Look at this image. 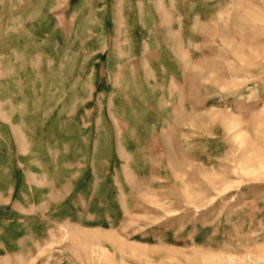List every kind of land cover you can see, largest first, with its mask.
Returning a JSON list of instances; mask_svg holds the SVG:
<instances>
[{"label":"rangeland","instance_id":"1","mask_svg":"<svg viewBox=\"0 0 264 264\" xmlns=\"http://www.w3.org/2000/svg\"><path fill=\"white\" fill-rule=\"evenodd\" d=\"M11 2L0 119L15 67L79 123H14L35 142L0 166V264H264V0H77L53 33ZM28 98L13 119L44 120Z\"/></svg>","mask_w":264,"mask_h":264},{"label":"crops","instance_id":"2","mask_svg":"<svg viewBox=\"0 0 264 264\" xmlns=\"http://www.w3.org/2000/svg\"><path fill=\"white\" fill-rule=\"evenodd\" d=\"M13 2H11L14 4V0H11ZM8 2H10V0H7V5ZM23 6L21 7V9H18V11H15L13 6H12V11L10 12V8L7 9V14L11 15L12 17L15 16H28V17H34L38 18V27L37 28H28L29 32H48V33H53L56 31V25H55V20L57 18H66V17H72L77 15V0H65V10L62 9V0H21ZM108 7H109V3H108ZM92 11H90V15L93 16L94 13V6L92 5ZM109 8H108V13L105 14V21L107 20V16L109 14ZM97 12V11H96ZM107 15V16H106ZM71 19V18H70ZM52 22V23H51ZM71 25H69V27H67L68 32H71ZM61 31V29L59 30ZM31 32V33H32ZM44 37V35H42ZM52 40V39H51ZM49 39V44L52 42ZM51 48L53 47V42L51 43ZM7 61V60H6ZM7 63V62H6ZM8 65V63H7ZM10 68V64L9 67ZM13 70L12 72V76H10V78L7 77V80H29V88L28 91L25 93L22 92H17V94L15 92H12V95L14 97V94H16L18 97H21L22 103H18V101H21L19 98L11 100L8 99V103L6 105V111H5V118L7 121H3L0 119V127L5 128L3 136L0 139V166L3 165L4 163L6 164L7 161H14L15 159H29L30 156L26 154H28V152H30V149L28 146L30 143L35 142V139L33 140L30 137H23V136H19L15 134V124L14 123H51L49 125V128H55V127H59L58 123H68L69 126H73V127H77L75 123H79L78 120V111H79V107L76 106V103H73L72 101H70L69 104L65 105V109L66 111H70L69 113V118L63 117L60 114H57V108H56V104L53 106L52 104L49 105H43L42 102H40V99L38 98L40 91H46L47 88H50L49 84L47 82H45L41 88L40 86L37 87L38 85L36 84V79H37V74L33 75V73L31 72H27L24 68L21 72H19L15 67H12ZM148 68V67H147ZM146 68V69H147ZM144 69H141V71ZM52 72L49 71V73L43 74L44 79L47 78V74L50 75V73L52 74L50 76L49 79L54 78L56 79L55 75L57 74V70L53 69L51 70ZM140 71V72H141ZM147 71V70H145ZM144 73V72H142ZM148 73H152L154 74L153 69L151 68ZM53 76V77H52ZM48 79V78H47ZM53 79V80H54ZM58 79H60L58 77ZM46 89V90H45ZM10 92H7L6 95L9 96ZM45 93H47V102L49 103H53V102H58L59 99L57 98V96H60L59 94H55V91H53V89L50 88V90L48 89ZM140 95L143 99V101H145L146 97L151 96V90L147 89L146 87H140ZM94 95V93H93ZM92 95V96H93ZM29 96L30 98H28L29 101H33L34 99V104L36 106H41L43 108V112H45V119L43 120H39L38 119H34L31 118L30 116L28 117H19L18 119L14 120L13 119V112H14V106H18V105H23V108L26 106H30L29 104H27V100L26 102L25 97ZM18 100V101H16ZM76 101V99H75ZM46 103V102H45ZM59 107H61V104ZM45 106V107H44ZM83 108V110L89 112L90 110V105L86 104L84 107H80ZM145 108V107H144ZM28 110V109H27ZM31 110V109H30ZM122 110V109H121ZM143 111H148V110H143ZM116 112L119 113L120 110L116 109ZM3 123H8L7 125H4ZM12 123V124H10ZM107 123V121H106ZM109 123V122H108ZM57 125V126H56ZM46 126V125H45ZM2 128V129H3ZM61 128V127H59ZM63 137V136H62ZM65 139V137H64ZM44 143V142H43ZM45 144V143H44ZM33 153L32 154H39L42 150H43V145H36L33 148ZM26 151V153H25ZM34 157H36V155H34Z\"/></svg>","mask_w":264,"mask_h":264}]
</instances>
